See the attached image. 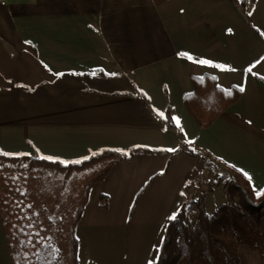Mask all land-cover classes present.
<instances>
[{
    "label": "crops",
    "instance_id": "1",
    "mask_svg": "<svg viewBox=\"0 0 264 264\" xmlns=\"http://www.w3.org/2000/svg\"><path fill=\"white\" fill-rule=\"evenodd\" d=\"M242 1L0 0L1 153L68 164L159 151L91 187L78 264H156L185 200L202 197L207 215L223 205L226 179L203 194L208 159L264 189V0ZM204 75L244 89L207 128L184 104ZM0 264H11L1 218Z\"/></svg>",
    "mask_w": 264,
    "mask_h": 264
},
{
    "label": "trees",
    "instance_id": "2",
    "mask_svg": "<svg viewBox=\"0 0 264 264\" xmlns=\"http://www.w3.org/2000/svg\"><path fill=\"white\" fill-rule=\"evenodd\" d=\"M231 1L243 5L242 0ZM191 82L193 92L184 97V104L203 128L241 94L239 88H219L210 75L192 77ZM138 153L159 151H103L68 164L0 152V218L11 264H78L75 231L91 187L116 163ZM226 168L232 174L223 183L230 201L207 215L202 197L185 200L166 227L156 264H241V247L256 253L264 264V189L256 194L245 176ZM219 180L211 174L203 194ZM190 205L198 208L193 224L186 218Z\"/></svg>",
    "mask_w": 264,
    "mask_h": 264
},
{
    "label": "rangeland",
    "instance_id": "3",
    "mask_svg": "<svg viewBox=\"0 0 264 264\" xmlns=\"http://www.w3.org/2000/svg\"><path fill=\"white\" fill-rule=\"evenodd\" d=\"M211 174H217L218 176L221 175L220 179H226V180H229L232 177V174L226 168H223L217 162H213L212 160L208 159L205 161L204 178L207 176L208 177L207 179H209ZM217 188H218L219 196L222 197V194H223V200L224 202H226L227 195H225L222 187H216L215 189L216 191H217ZM215 190L214 192H216ZM208 201L210 202V198L208 199ZM224 202L222 204H224ZM239 254H240L241 264H263L258 258V256L256 255V253L248 250L247 248H244V247L239 248Z\"/></svg>",
    "mask_w": 264,
    "mask_h": 264
},
{
    "label": "snow or ice",
    "instance_id": "4",
    "mask_svg": "<svg viewBox=\"0 0 264 264\" xmlns=\"http://www.w3.org/2000/svg\"><path fill=\"white\" fill-rule=\"evenodd\" d=\"M181 55H187V54H181ZM189 59H191V57H189ZM240 90L243 91L244 89L241 88ZM173 119H175V118H173ZM177 123H178V121H177ZM169 151H171V149H169ZM171 218H174V217H171Z\"/></svg>",
    "mask_w": 264,
    "mask_h": 264
}]
</instances>
